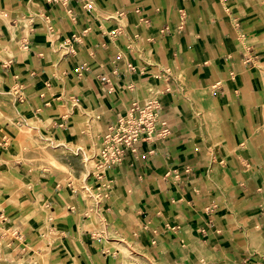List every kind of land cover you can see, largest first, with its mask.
I'll return each instance as SVG.
<instances>
[{"label": "crops", "instance_id": "obj_1", "mask_svg": "<svg viewBox=\"0 0 264 264\" xmlns=\"http://www.w3.org/2000/svg\"><path fill=\"white\" fill-rule=\"evenodd\" d=\"M0 11V78L23 87L16 111L44 132L87 142L94 123L97 148L149 96L171 127L153 154L110 170L90 212L70 183L28 169L0 122V226L11 232L0 230V264H264V138L253 137L264 0H0ZM189 100L217 132L194 124Z\"/></svg>", "mask_w": 264, "mask_h": 264}, {"label": "rangeland", "instance_id": "obj_2", "mask_svg": "<svg viewBox=\"0 0 264 264\" xmlns=\"http://www.w3.org/2000/svg\"><path fill=\"white\" fill-rule=\"evenodd\" d=\"M255 64L260 68L263 77V103L259 104L260 123L256 125L255 128H253V137L257 139V137L255 136H257V132H259L261 135L259 136V138H261L260 139L261 141L262 138H264V60L259 61ZM179 81L185 86V93H184L185 97L187 93H192V88L188 86L186 83H184L185 80L183 79L182 76H179ZM139 102H142V100ZM15 103L16 102L14 98L13 87L6 85L0 78V122L1 123L9 122V127L12 126L13 128H15L17 132V135H15L16 147L14 154H20V157L27 164L28 169H32L34 171L41 170L42 172H45L50 175L55 174V178L57 182L63 184L70 183L73 189L77 190L78 192L81 191L84 193L90 212H92V209L93 211H96L98 209V211L101 212L100 211L101 209H99L101 208L99 204L100 202L96 201L97 198L92 192V184L90 182V178L92 177L90 175L88 176L92 163H89L88 160L86 159L87 157L92 158L95 151L94 149H96V134L98 128L93 126L94 123H92L93 125L90 127L91 128L94 127L93 137L91 139L89 137V139H87L88 140L87 142H85L86 140L83 138H82L83 140H79V142L82 143L83 146L85 147V148L84 147L79 148L80 146L76 144L77 140L67 141L65 137L62 135L52 136L50 133L44 132L41 128V124H42L41 119H37V116H35L33 113H25V114H22L20 112L17 113ZM190 103H191L190 114L193 117L194 124H196L198 128H203L207 132L208 136H211L213 133H215L214 132L215 130L217 132V130L219 129L216 128L215 126V119L211 115V112L205 109L206 107L204 108L206 110L205 112L196 108V105L192 100L190 101ZM64 112L65 110L63 109L62 113ZM10 118L13 119V121L15 122L18 121L20 125L14 123ZM5 124L8 126V123ZM86 130L88 134V127ZM255 130H256V134H255ZM36 144L41 145L39 150L49 151V154L54 156L55 158L54 165L53 162H45L40 156L33 154L32 147L38 146ZM252 144L254 146L257 145L255 141L252 142ZM51 146H54L55 150H53V147ZM231 149L232 148H230L229 150ZM236 160L237 159H234L235 167H239L240 170L242 171L240 163H236ZM215 165H218V163H216ZM218 166H221V164H219ZM244 167H246V165ZM113 185H114V181L112 186ZM95 225L96 227L99 226V228L101 225H104V222L102 221V218H100V216H99V225L98 224ZM7 227H8L7 225H1L0 226L1 232H6L8 230ZM7 233H10L11 235V232L7 231ZM134 249L135 247L134 248L132 247L131 250ZM126 253L128 252L126 251ZM127 256L129 258H134L133 254H129Z\"/></svg>", "mask_w": 264, "mask_h": 264}, {"label": "built area", "instance_id": "obj_3", "mask_svg": "<svg viewBox=\"0 0 264 264\" xmlns=\"http://www.w3.org/2000/svg\"><path fill=\"white\" fill-rule=\"evenodd\" d=\"M69 0H47L49 3H60L63 7ZM136 12L138 11L135 10ZM106 83L109 79L104 76ZM14 93L18 101L25 100L23 87L18 83L13 85ZM163 105L158 97L149 96L142 102H131L122 114L110 121L99 135V144L92 156L93 164L88 173L93 178L92 192L97 202L106 200L113 179L110 170L120 168L129 157L138 160L140 157H148L156 149L153 145L165 140L171 127L163 116ZM148 146L144 149L143 145ZM168 174V173H167ZM80 193L85 197L84 193ZM101 199V200H99ZM209 208L212 207H207Z\"/></svg>", "mask_w": 264, "mask_h": 264}, {"label": "bare ground", "instance_id": "obj_4", "mask_svg": "<svg viewBox=\"0 0 264 264\" xmlns=\"http://www.w3.org/2000/svg\"><path fill=\"white\" fill-rule=\"evenodd\" d=\"M0 18L3 20V22H5L6 24H7V26H9L10 27V23H9V17L3 12V11H0ZM263 65V64H262ZM5 93V92H4ZM2 114V113H1ZM11 119V118H10ZM12 121H13V119H11ZM14 123H17V124H19V122L17 121V122H15V121H13ZM20 125V124H19ZM25 127V126H24ZM26 127H29V126H26ZM31 127V126H30ZM32 129V128H31ZM35 130V129H34ZM33 130V131H34ZM75 143V142H74ZM76 144H78L80 147L79 148H81V147H84L83 146V144L82 143H80L78 140H77V143ZM36 145H38V144H36ZM40 144L38 145V146H34V147H32V151H33V154H35V155H38V156H40L42 159H43V161H45V162H53V165H54V160H55V158H54V156H52L51 154H49V151H44V150H39L40 149ZM51 147H53V150H55L54 149V146H51ZM26 148V147H25ZM85 148V147H84ZM83 150V149H82ZM95 150V149H94ZM26 151H28V150H26ZM87 153V152H86ZM87 160H88V162L89 163H92L93 164V158H91V157H87L86 158ZM91 164V165H92ZM56 165V164H55ZM88 171V170H87ZM84 176V175H83ZM86 187V186H85ZM88 192V191H87ZM90 194V193H89ZM92 194V193H91ZM88 195V194H87ZM136 254V253H135Z\"/></svg>", "mask_w": 264, "mask_h": 264}]
</instances>
